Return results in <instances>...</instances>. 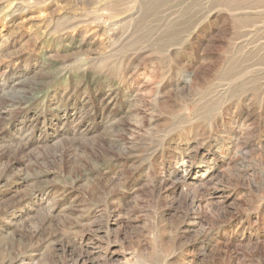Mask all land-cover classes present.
<instances>
[{"label": "rangeland", "instance_id": "rangeland-1", "mask_svg": "<svg viewBox=\"0 0 264 264\" xmlns=\"http://www.w3.org/2000/svg\"><path fill=\"white\" fill-rule=\"evenodd\" d=\"M0 264H264V0H0Z\"/></svg>", "mask_w": 264, "mask_h": 264}]
</instances>
